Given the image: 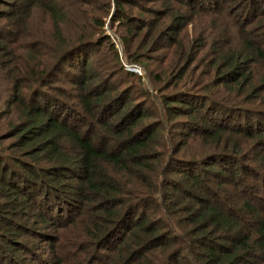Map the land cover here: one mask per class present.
Segmentation results:
<instances>
[{
    "label": "trees",
    "instance_id": "16d2710c",
    "mask_svg": "<svg viewBox=\"0 0 264 264\" xmlns=\"http://www.w3.org/2000/svg\"><path fill=\"white\" fill-rule=\"evenodd\" d=\"M205 1L0 0V264H264V0Z\"/></svg>",
    "mask_w": 264,
    "mask_h": 264
},
{
    "label": "rangeland",
    "instance_id": "374dc122",
    "mask_svg": "<svg viewBox=\"0 0 264 264\" xmlns=\"http://www.w3.org/2000/svg\"><path fill=\"white\" fill-rule=\"evenodd\" d=\"M97 2H98L97 7H104L106 5L105 0H93V3H97ZM199 3L202 4V5H205V6H209L210 5L209 2L205 1V0H199ZM130 9L133 11V13H138L136 9H134V8L133 9L130 8ZM112 11H113V8H112V5H111L110 9H107V10H105V12L99 13V14L101 16V20L104 22V27H106V30L108 31V33L111 35L113 40H115L117 45H118V48H119L118 52H119V56H120V60H121L122 64L125 66V68L133 70V71L137 72V74H139L141 76V80L143 82V86L148 89V93L151 96H153L155 102L159 103L158 94L160 95L161 92H164V91H167V90H171L173 88L172 85L171 86L169 85L168 87H159L153 81V78L150 76V74L147 73L146 70L141 66V64L140 65H138V63L137 64H128L126 62L127 60L125 59V56H124L123 45H122V42L120 40V36H119V34H117V33H115L113 31L114 28H116L115 26L117 25V22L115 21V19L114 20H110L111 19V15H112ZM40 13H41L40 10H36L35 12L32 13L30 21L33 24V26L36 27V28L46 29V30H49V31L53 32L52 28H54L55 20L53 18H48V17H45V16H41ZM95 13H98V12L95 10ZM73 21H74V17L73 16H66L65 19H64V22L60 23V24H62V26L64 28L63 30H66L67 26H71ZM5 23L9 25V28H11V23L10 22L5 20ZM110 25L113 26V27L111 28ZM8 36L9 35H7V37ZM149 56H151V58L153 60L152 63H151L152 65L157 64L156 61H159V60L162 61V57L160 55V51H156V53H154L152 55H149ZM102 59H103V62H104L102 64L104 65V67H105V65L107 67V63L104 61L105 60L104 57H102ZM99 62H101V60L97 61V63H99ZM182 66H184V64H182L181 66H175L174 69L166 72L165 79H166L167 83L170 82V84H172L173 82H175L176 76L182 70ZM203 68L204 67L201 66L200 63H196L193 66V69H191V74L194 76V79H196V76H198L199 72H202ZM107 70H108V68H107ZM116 70L117 69L112 70L111 72H114ZM120 74H122V72ZM162 76H164V75L162 74ZM1 87L4 88V86H1ZM117 87L119 88V90H121L122 88H125V89L129 90V88L127 86H124L122 82H120L119 86H117ZM128 90H125V92H127ZM128 93H129V91H128ZM7 94H8V91H5L4 95L1 92L0 96H3V97H2V99L0 101V108L5 105V99H6ZM134 99H137V98H133V100ZM1 123H3V125L6 124L5 122H1ZM163 132L166 133V131H164V130H163ZM167 134H170L169 131L167 132ZM1 143L3 144V146L6 147V146H8L7 144L11 145V139H9L8 141L1 142ZM9 152H10V149H7V153L8 154H9ZM251 193L255 194L252 191H251ZM261 196H263V195H261ZM22 214H24V213H21L20 215H22ZM25 214L26 215H24V217L27 216V213H25ZM54 231H55V229L53 228V232ZM63 243H65V242H61V244H63ZM30 244H32V243H30ZM36 244H38V248H39L40 252L44 256H47V252H48V249H47V246H46L47 242L45 241V243H43V242L36 241ZM43 249H44V252L42 251ZM55 251L56 252H60V249L58 248ZM14 255H15V253H14ZM26 257L27 258H26L25 261H22V258L20 259V257L18 255H15V257H13V258L14 259H18L21 264H30L29 263V257L28 256H26Z\"/></svg>",
    "mask_w": 264,
    "mask_h": 264
}]
</instances>
